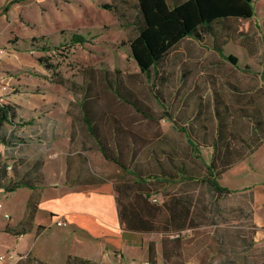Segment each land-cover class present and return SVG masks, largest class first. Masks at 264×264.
Listing matches in <instances>:
<instances>
[{
    "label": "trees",
    "instance_id": "obj_1",
    "mask_svg": "<svg viewBox=\"0 0 264 264\" xmlns=\"http://www.w3.org/2000/svg\"><path fill=\"white\" fill-rule=\"evenodd\" d=\"M19 1L23 0H8L2 11ZM252 4L253 0H134L130 24L135 35L128 42L138 74L87 66L81 83H71L69 87L54 65L45 57L39 59L54 76V82L80 94L75 103L76 113L67 111L72 124L66 182L85 185L112 181L119 225L129 231L159 234L161 257L166 264H184V249L192 237L186 233L195 234L208 221L215 225L216 217L210 212L216 208V197L232 192L219 182L221 175L264 141V107L257 103L254 88L242 87L229 79L222 80L223 86L220 83L217 86L221 79L212 72L206 75L211 106L198 91L189 97L196 111L183 110L181 117L177 115L165 95L166 88L173 84L171 72L166 69L170 60L167 58L186 37L204 43L207 38L212 39L214 49L223 54L224 45L236 32L233 21L251 18ZM262 27L264 32V21ZM69 41L83 43L86 39L72 33ZM222 56L233 65L237 63L231 54ZM175 58L179 60L180 55L175 54ZM140 75L143 80L136 79ZM188 75V72L181 74L180 86L185 91ZM260 79L264 93V72ZM139 84L149 86L162 112L141 97ZM221 89L230 91L234 102H228ZM206 108H211L212 113ZM16 110L17 105L0 101V130L4 124L14 123ZM234 110L240 119L249 122V127L245 125L248 138L240 137L241 133L233 129ZM164 117L186 140L185 146L163 132L160 120ZM0 140L9 142L4 136ZM204 148L210 149L208 159L201 152ZM91 153H98L109 165L110 174L93 169ZM77 158L82 167L73 165ZM41 165L42 161L35 162L26 176H10L7 166L0 163L2 191L10 193L22 187L31 190L22 218L3 231L19 236L30 232L40 199ZM206 189L213 197L211 201H205ZM147 263L156 264L152 242ZM16 264L50 263L26 256ZM64 264L98 263L68 255Z\"/></svg>",
    "mask_w": 264,
    "mask_h": 264
},
{
    "label": "rangeland",
    "instance_id": "obj_2",
    "mask_svg": "<svg viewBox=\"0 0 264 264\" xmlns=\"http://www.w3.org/2000/svg\"><path fill=\"white\" fill-rule=\"evenodd\" d=\"M7 1L0 0V47L4 49L3 55L0 56V101L17 105V116L13 124H4L0 130V139L4 136L9 141L5 144L0 140V163L7 166V175L26 176L32 171L35 162L42 161L43 177L45 173V179L52 181L39 182L40 193L45 188L46 193L55 191L56 194L67 186L53 179L66 164L69 153L66 141L71 121L67 111L76 113L75 103L80 94L54 82V76L39 59L45 57L46 61L54 65L58 76L66 80L69 87L71 83H81L87 66L107 70L119 69L124 74H138L139 69L131 57L128 42L135 35V28L130 24L134 17V0H23L11 4L8 10L3 12L2 7ZM255 2L256 10L263 14L264 0ZM104 4L113 8L107 9ZM216 26L218 28L220 24ZM233 27L236 31L242 29L239 24H234ZM72 33L83 35L86 41L70 42ZM235 34L236 32H233L236 39L238 36ZM186 45L184 51L187 55L196 54V49ZM226 47V53H234L241 60L235 70L229 68L230 64H225L209 67L213 70L211 71L207 66L196 65L195 57L188 59L192 74L189 83L195 81L198 86L197 90H190L188 95V90L185 91L181 86L176 87L179 85L180 70L171 73L173 84L166 88L165 95L169 103H172V108H176L177 115L181 117L183 110L191 113L196 111V105L191 102L189 95L198 91L204 94L211 106V93L206 78L210 72L218 75L219 80L229 79L242 87L252 86L257 103L264 107V93L262 88H258L261 85L258 76L264 72V66L261 70L260 64L248 60L245 51H241L234 44L228 42ZM259 47L262 48L264 65V41ZM203 55L206 60L212 59V54L207 50ZM248 62L251 63L253 71L243 69L242 65ZM204 65H207V62ZM136 77L143 80L142 75ZM137 87L141 97L147 99L157 112H162L149 86L139 84ZM221 90L228 102H234L230 91ZM175 91L179 97L185 95L184 101L174 98L176 101L171 102L170 97ZM185 103L188 106H185ZM211 110L206 108L209 114L212 113ZM233 114L236 120V123H232L233 129L241 133L240 137L248 138L245 125L249 127V122L240 119L235 110ZM160 124L177 141L184 142L183 136L166 117L160 120ZM79 134L81 135V131ZM201 152L205 159H208L209 150L202 149ZM90 155L91 166L95 171L103 175L111 173L109 165L98 153ZM253 162L248 158L237 168L229 169L221 175L219 182L232 192L216 197V208L214 212H210L216 217L215 225L208 221L195 234L190 231L186 233L187 237H192L184 249V264H264V229L255 218L249 188L254 182L264 181L259 169L264 166V147L261 148L259 156L253 158ZM73 165L76 168L82 167L78 158L74 160ZM74 186L72 189L80 188ZM22 191L24 190L17 189L6 193L0 189V202L3 203L0 210L16 208V212L21 214L26 203L25 199L23 202L25 192ZM211 199L213 197L206 189L205 201ZM7 214L10 219L14 212L8 211ZM41 214L40 212L39 215ZM45 219L42 220L43 224L46 221L53 223L49 215L45 216ZM63 232V227L51 226L41 235L40 242H47L52 235L60 236ZM133 241L137 245L136 250L133 254L128 255L126 252L121 255L119 264H148L149 242L156 246V264H166L161 257L159 234L138 235ZM9 243L7 239L0 238V244ZM11 251L17 252L14 248H11ZM119 253L120 251L109 247L108 258L99 259L97 262L117 264ZM17 254L14 264L21 256V259L36 256L34 251L26 250ZM88 254L86 253L85 257L89 258Z\"/></svg>",
    "mask_w": 264,
    "mask_h": 264
},
{
    "label": "crops",
    "instance_id": "obj_3",
    "mask_svg": "<svg viewBox=\"0 0 264 264\" xmlns=\"http://www.w3.org/2000/svg\"><path fill=\"white\" fill-rule=\"evenodd\" d=\"M252 5L253 15L251 18L241 20L237 19L233 21V25L239 24L242 26V29H238L236 31L235 36H238L236 39L231 37L226 42L223 47V54L217 52L216 49H214L212 39L209 38H207L208 42L204 43L186 37L173 47L167 58V60H170L166 63V69L171 73L178 70H180V74L185 72L189 73V79L187 81L188 92L186 95L190 93V90H197L198 88L195 81L189 83L192 75L190 70L191 65L188 61L189 58L195 57L196 61L194 63L196 65L198 64L200 66H207V68L211 71L213 70L209 67L213 68L217 65L230 64L229 68L231 70H235L237 66L240 65L241 60L238 55L225 52L228 42L237 46L241 51H245L247 59L260 64L262 66L261 70H263L264 65L262 63V48L259 47V44L264 41V32L262 27V23L264 21V12L263 14L258 13V10H256L255 0H253ZM185 45L191 47L192 49H196V54L193 53L192 56L187 55V53L184 51ZM188 50L190 49L188 48ZM206 50L212 54V59H205L203 53ZM175 54L177 57L180 55L179 60L175 58ZM228 54L236 57L237 63L235 65L223 58L222 55ZM205 61L207 62V65H204L206 63ZM242 67L243 69L253 71V67L250 62L244 63ZM178 80L180 81H178L179 85L176 86L177 88L180 85H183L181 76ZM258 80L261 82L260 76H258ZM219 83L223 86L222 80L217 83V86L220 85ZM258 88H262V82ZM170 98L171 102L176 101L174 98H181L182 101H184L185 95L179 97L177 95V91H175ZM68 115L71 118V129L72 117L70 114ZM162 130L164 133L169 134L163 127ZM66 144L67 152H69L71 146L70 131L67 135ZM181 145H186L185 139ZM263 147L264 141L253 153L245 157L230 169L237 168L248 158H250L253 162V158L255 156H259L260 150ZM204 149L210 151V149ZM259 169L260 175L262 174V176H264V166L262 168L259 167ZM45 178L46 175L44 173L43 180L47 183L52 181H47ZM53 180H56V182L67 186L65 187V190H60L56 194L55 191L46 193L44 191L45 188L42 189L37 211L34 217V224L30 232L19 236L3 231L4 227L14 226L18 223V221L22 218L24 209H22L21 214L16 212V208L13 210H9L8 208H4L2 211L0 210V238L10 241L9 244H0V254L12 252L11 248H14L19 253H22L25 250L34 251L36 259L50 264H64L68 255H76L97 262L99 259L106 260L104 258H108L107 249L110 247L114 250L120 251V259L117 261V264H119L121 255H125L126 252H128V255L133 254L136 250L137 245L134 243L133 238L138 235L148 234L125 230L119 225L115 192L112 186V181L85 185L71 184L70 182L68 183L66 182V164L59 171V173H57L56 178ZM74 185L80 186V188L72 189L75 187ZM246 187H249V185H246ZM249 188L252 194L253 212L255 218L258 221L257 223H260L264 229V181L262 180L260 182H254ZM18 189L24 190L22 191L25 192L23 202L24 199L26 202L27 198L31 194V190L24 187ZM0 203V208H2L3 203ZM8 211H12L14 214L10 217V219H5L3 215L7 214ZM40 212L42 213L41 215H39ZM47 215H49V218L52 219L51 222L53 223H46L47 221L45 222L46 224L42 223V220H46L45 216ZM56 219H60L64 222L63 225L59 226L63 227L64 232L60 236L52 235L50 239L47 240V242L41 243V235L51 226H58L54 223ZM35 222H37V224ZM58 243L59 246L57 247ZM149 243L147 244V253ZM49 251H51V253H49ZM17 252L14 253L17 254ZM86 253H89V258L87 256L85 257ZM8 263L11 262L8 261L7 264Z\"/></svg>",
    "mask_w": 264,
    "mask_h": 264
},
{
    "label": "built area",
    "instance_id": "obj_4",
    "mask_svg": "<svg viewBox=\"0 0 264 264\" xmlns=\"http://www.w3.org/2000/svg\"><path fill=\"white\" fill-rule=\"evenodd\" d=\"M4 53V49L0 47V56L3 55ZM0 207H1V203H0ZM3 217L5 219H9V215L8 214H4ZM56 225L60 226V225H63L64 222L61 221L60 219H56L55 222H54ZM17 254L16 253H12V252H8V253H5V254H0V264H7L8 261H10L11 263H8V264H14L16 261V258H17ZM21 258V257H20Z\"/></svg>",
    "mask_w": 264,
    "mask_h": 264
}]
</instances>
